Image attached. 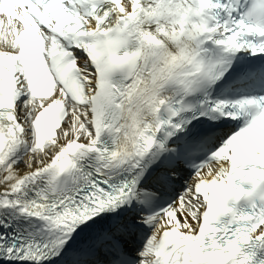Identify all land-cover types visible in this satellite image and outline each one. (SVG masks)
Instances as JSON below:
<instances>
[{
    "label": "snow or ice",
    "instance_id": "6c2138e0",
    "mask_svg": "<svg viewBox=\"0 0 264 264\" xmlns=\"http://www.w3.org/2000/svg\"><path fill=\"white\" fill-rule=\"evenodd\" d=\"M0 264H264V0H0Z\"/></svg>",
    "mask_w": 264,
    "mask_h": 264
}]
</instances>
